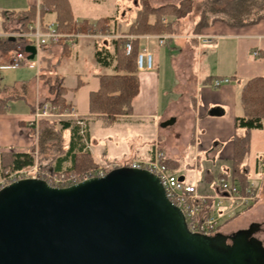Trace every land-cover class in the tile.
<instances>
[{
    "label": "crops",
    "instance_id": "1",
    "mask_svg": "<svg viewBox=\"0 0 264 264\" xmlns=\"http://www.w3.org/2000/svg\"><path fill=\"white\" fill-rule=\"evenodd\" d=\"M40 1L0 0V45L4 41L7 46L25 43V40L9 37L19 29L18 19L4 24L3 15L39 8ZM69 2L78 23L96 25L102 19H111L109 33L76 35L67 42V55L63 54L61 47L54 48L50 54L42 52L41 48L30 50L28 65L21 69H15L13 65L16 55L24 52L25 45L23 48L20 45L18 51L17 46L6 47L5 50L0 46V73L30 74L35 78L26 80L18 75V80H10L13 76L0 80V98L7 95L4 88L17 92L22 88L31 91L27 106L14 103L28 100L20 92L22 98L9 102L7 112L0 113V154H26L33 150L37 153L35 131L38 127L31 123L36 110L48 97V87L40 77V70L45 67L41 59L48 57L53 64H58L56 73L63 80L66 89L64 99L69 109V115L57 126L66 140V149H72L63 165V172L74 171L72 155L79 151L90 154L97 166L106 165L114 170L129 167L134 161H152L159 148L167 166L187 184L196 186L200 195L219 194L216 180L232 171L234 136L245 133V130H237L235 125V119L244 116L241 103L243 87L254 78L264 77V20L242 28L218 22L195 35L194 28L199 20L195 15L197 21L191 24L189 34L184 33L187 23L183 21L176 34L139 37L140 52L148 51L154 56L153 68L138 69L140 87L132 102V114L108 124L90 113V95L100 89L99 77L118 74L115 41L128 34L139 8L126 9L128 13L125 16L126 10L123 13V9L127 3L119 0ZM123 18L126 22L122 21ZM150 21L154 23L155 17ZM174 21V17L164 19L165 23ZM49 25H56L55 14L45 16L44 27ZM199 35L217 38L213 45H203L195 39ZM162 36L169 37L164 46L158 40ZM255 51L260 53L259 57H254ZM98 52L103 54L106 66L98 61ZM34 65L36 68L32 69ZM224 79L230 82L218 89L212 87L214 81ZM79 120L87 125L84 136L77 124ZM64 125L68 127L65 129ZM109 130L115 139L110 143L112 157L102 160L103 156L99 160L102 154L100 145L95 146L93 142H99L100 135ZM133 136L138 138L135 143L131 139ZM130 143V148H124L123 144ZM126 154L130 159L122 165L118 159ZM244 169L248 173L249 187L258 191L264 182V123L262 130L252 131L251 151L244 162ZM201 180L209 186L204 192L199 188ZM233 217V213H228L223 221L235 219Z\"/></svg>",
    "mask_w": 264,
    "mask_h": 264
},
{
    "label": "water",
    "instance_id": "2",
    "mask_svg": "<svg viewBox=\"0 0 264 264\" xmlns=\"http://www.w3.org/2000/svg\"><path fill=\"white\" fill-rule=\"evenodd\" d=\"M255 231L233 246L190 233L159 179L130 167L66 188L27 179L0 190V264H264Z\"/></svg>",
    "mask_w": 264,
    "mask_h": 264
},
{
    "label": "trees",
    "instance_id": "3",
    "mask_svg": "<svg viewBox=\"0 0 264 264\" xmlns=\"http://www.w3.org/2000/svg\"><path fill=\"white\" fill-rule=\"evenodd\" d=\"M138 1L140 9L130 31L125 37L115 41L118 74L99 77L100 89L90 95V113L108 124L114 123L119 117L132 114V102L138 95L140 87L137 76L139 37L176 34L180 24L189 16L195 15L193 0H182L178 4L167 3L158 7L153 5V0ZM202 2L203 5L200 3V12L197 14L199 20L194 28L195 35L218 22L233 28H242L264 20V0H205ZM47 14L56 15V32L63 36L107 35L112 21L102 19L96 25L88 22L78 23L74 19L69 0H41L39 8L32 7L25 12L4 14V24L12 19H18L20 27L16 32L27 33L31 24L40 21L43 26ZM166 16L174 17L175 21L165 23ZM151 17H155L154 23H151ZM67 41L66 37L62 38L57 44L42 46L41 51L50 54L54 48L61 47L63 54L67 55L69 52ZM128 45L131 46L130 52L127 51ZM97 59L106 66L107 63L102 53H97ZM41 64L45 67L40 70V77L48 87L46 102L56 106L61 114L69 111L64 99L66 89L63 87V80L56 73L58 64H53L48 57L42 58ZM3 92L7 95L0 98V113L2 114L7 112L9 102L22 98L20 92L11 91L9 88H4ZM241 103L244 116L237 117L235 125L237 130H245V133L234 136L232 171L230 175H223V177L237 184L242 193H245L249 188V183L244 162L251 151L252 131L262 130L264 123V77L254 78L246 83L242 90ZM59 123L47 119L39 121L38 129L35 131L38 142L37 154L34 150L26 154L16 152L0 154L1 177L31 169L36 162L39 163L41 169L50 173L63 172V165L72 153V149H66V140L57 128ZM67 127V125L63 126L65 129ZM165 164L167 165V162ZM72 167L76 173H84L94 170L97 164L90 154L79 151L72 155Z\"/></svg>",
    "mask_w": 264,
    "mask_h": 264
},
{
    "label": "built area",
    "instance_id": "4",
    "mask_svg": "<svg viewBox=\"0 0 264 264\" xmlns=\"http://www.w3.org/2000/svg\"><path fill=\"white\" fill-rule=\"evenodd\" d=\"M78 35V34H77ZM76 35L63 36L56 32V25L47 27L41 26L39 22L29 26V32L9 35L10 39L25 40V50L18 53L14 59V68L21 69L26 67L29 62V56L32 54L30 50L38 51L42 46L57 44L60 39L67 38L68 41ZM132 38V37H131ZM217 37L199 35L195 39L203 45H213ZM161 46L166 45L169 40L168 36H162L159 39ZM67 41V42H68ZM29 42L35 44L29 45ZM127 51H131V46H127ZM254 57H259L260 53L255 51ZM137 67L139 70H151L153 68V56L150 52H139L137 57ZM229 79L216 80L212 87L218 89L224 84H228ZM69 115V111L59 113V109L50 102L43 103L35 112L34 120L31 125L38 127L39 121L47 119L50 121L62 122ZM77 124L81 128V135H85L87 125L85 121L79 120ZM130 168L146 170L156 176L165 189L168 199L182 212L185 217L186 226L190 233L213 236L218 233L222 226L224 218L228 213L238 210L242 211L252 206L257 199V190L249 187L245 193L241 188L226 178L217 181L220 187V193L215 196H203L198 193L197 187L187 184L174 171H172L164 162L163 154L159 148L155 151L152 161L142 162L134 161ZM111 171L110 167L98 166L92 171L84 173H76L75 171H64L57 174L41 169L39 165H35L31 169L23 170L16 173H10L0 183V190L12 183L27 180L39 179L48 183L55 188H66L78 183L93 179L103 178Z\"/></svg>",
    "mask_w": 264,
    "mask_h": 264
},
{
    "label": "rangeland",
    "instance_id": "5",
    "mask_svg": "<svg viewBox=\"0 0 264 264\" xmlns=\"http://www.w3.org/2000/svg\"><path fill=\"white\" fill-rule=\"evenodd\" d=\"M181 1L182 0H169V1L168 0H153L152 3H153L154 6L158 7L160 5H165L167 3L178 4ZM193 1H194V5L193 6L195 8L194 14L197 15L200 12V3H202V5H203L202 1H205V0H193ZM119 2L120 3L121 2L122 3H127V4H125L127 6H124L123 13L125 12L126 9H131V10H135V9H138V8L140 9V4H139L138 0H132V1L119 0ZM127 13H128V11L126 10L125 16L127 15ZM195 15L189 16L185 20V22L187 23V25L185 26L186 28L184 29V33L185 34H189L191 32L190 31L191 24H195L196 23V21H197L196 19H197L198 15H197V17H195ZM124 18L122 19V21L126 22V19H124ZM165 18H170V16H166ZM33 44H35V43L29 42V45H33ZM7 45H8V43L6 41H4V42L1 43L0 46L4 50H5L6 47H14V48H16V46H17V51H18V49H20L19 46L21 45V47H22V45H24V44H17V45H11V46H7ZM153 63H154V56H153ZM35 68L36 67L34 65L32 69H35ZM18 75H21V74L17 73V75H15V72L7 73V72L1 71L0 80L1 81L3 79H7L8 80V78L10 79L12 76H13V78H11L10 80H14V79L18 80L20 78ZM21 78L27 80L29 78L33 79L34 76H32L30 74H26L25 76H22ZM42 82L44 83V81H42ZM44 85H46V84L44 83ZM29 90H30V88H29ZM20 92L21 93L22 92L25 93L27 98H28V100L16 101L14 103H19L20 102L23 105L27 106L28 105L27 101H29L31 99V93H30L31 91H25V89L23 90V88H22V89H20ZM56 122H58V121H56ZM100 136H101V139H99V142H93V144L95 146L96 145H100L99 146V151H101V153L103 154V155L100 154L98 159L101 160L103 158V156H104V159H102V160H105L106 157L109 158L108 160H110V158L112 157V153H111L112 151H111L110 143L111 142H115V139L112 138V136H114V135H111V132L109 130V131H105L104 134L100 135ZM95 137L98 138L99 135H96ZM36 138H37V136H36ZM131 139H133L134 143L136 141H138V138L134 137V136ZM94 140H95V138H94ZM124 140H125V138H124ZM119 142H120V140H119ZM123 145L125 146L124 148H126L127 146L130 148L132 143H130L129 145H127V144H123ZM129 159H130V157L126 154L124 157H121L118 160L120 161V163L122 165H125L128 162ZM35 165H39V163L36 162ZM98 166L105 167L106 165H98ZM6 177H4V178H6ZM4 178H2L1 175H0V183L2 182V180ZM216 181H218V179ZM208 187H209L208 185L206 186V181L205 180L199 181L200 191L204 192V191L207 190ZM260 189L256 192L258 197H257L255 203L252 206H250L249 208H247L245 210H242V211L238 210L237 212H235V217H233L235 219H233V220L230 219V220H228L226 222L223 221L222 226H221V228L218 231V235L219 236L226 237V236H231V235H233L235 233H239L241 231H243V232H253V230H256L255 233H254V238L257 239L259 242H261L263 244V246H264V182L261 185ZM256 227H257V229H256ZM248 251L258 252L257 247H255L254 245H252L250 243H248ZM261 264H263V262H261Z\"/></svg>",
    "mask_w": 264,
    "mask_h": 264
},
{
    "label": "flooded vegetation",
    "instance_id": "6",
    "mask_svg": "<svg viewBox=\"0 0 264 264\" xmlns=\"http://www.w3.org/2000/svg\"><path fill=\"white\" fill-rule=\"evenodd\" d=\"M253 231H254V230H253ZM235 234H236V233H235ZM235 234H233V235H231V236H226V237H227V239H226V245H228V246H233V245H234L235 241L238 240V239L235 238ZM216 235H218V233H216V234L213 235L212 237H214V236H216ZM247 236H250L249 239H250V238L252 239V238L254 237V233H252V235L247 234Z\"/></svg>",
    "mask_w": 264,
    "mask_h": 264
}]
</instances>
